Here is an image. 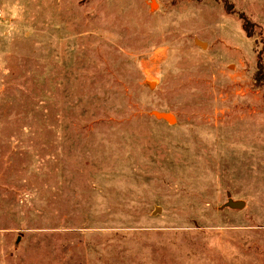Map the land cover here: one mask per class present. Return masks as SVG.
I'll list each match as a JSON object with an SVG mask.
<instances>
[{
  "label": "rangeland",
  "instance_id": "1",
  "mask_svg": "<svg viewBox=\"0 0 264 264\" xmlns=\"http://www.w3.org/2000/svg\"><path fill=\"white\" fill-rule=\"evenodd\" d=\"M0 264H264V0H0Z\"/></svg>",
  "mask_w": 264,
  "mask_h": 264
},
{
  "label": "water",
  "instance_id": "2",
  "mask_svg": "<svg viewBox=\"0 0 264 264\" xmlns=\"http://www.w3.org/2000/svg\"><path fill=\"white\" fill-rule=\"evenodd\" d=\"M156 119L158 120H164L167 121L170 124H174L176 122V117L171 114L170 112H164V111H152L151 113ZM243 201H233L232 199H228L225 206L231 207V208H243L244 207Z\"/></svg>",
  "mask_w": 264,
  "mask_h": 264
},
{
  "label": "trees",
  "instance_id": "3",
  "mask_svg": "<svg viewBox=\"0 0 264 264\" xmlns=\"http://www.w3.org/2000/svg\"><path fill=\"white\" fill-rule=\"evenodd\" d=\"M240 18L243 21V27L246 31L250 30V26L251 22H249V20L246 18V16L244 14H239ZM257 67H258V71L261 70V68H263V63L261 62V60L259 59L257 62Z\"/></svg>",
  "mask_w": 264,
  "mask_h": 264
}]
</instances>
